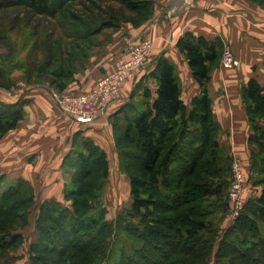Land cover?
Segmentation results:
<instances>
[{
  "label": "trees",
  "instance_id": "1",
  "mask_svg": "<svg viewBox=\"0 0 264 264\" xmlns=\"http://www.w3.org/2000/svg\"><path fill=\"white\" fill-rule=\"evenodd\" d=\"M5 1L52 15L69 0ZM153 1L143 0L144 13L150 14ZM121 3L131 10L136 6L132 0ZM222 47L220 39L192 32L178 40L177 48L200 86L190 108L183 100L175 66L160 57L151 72L158 85L155 98L145 89L147 102L142 109L131 102L133 95L114 115L112 125L123 147L121 155L132 156L135 153L128 148L136 149L141 167L139 174L129 175L133 202L128 215L117 219L121 226L116 231L123 232L119 244L126 264H206L213 255L215 264H264V232L259 226L264 223V83L256 79H250L244 87L243 100L251 126L248 145L252 147L253 184L260 186L261 192L251 198L221 235L209 220L228 207L225 194L230 185L229 162L219 141L221 126L209 93L211 74L221 61ZM60 72L61 78L70 73ZM23 105L0 100V140L23 120ZM64 163L74 171V188L67 189L64 196L72 206L55 199L41 205L36 221L40 236L31 249L34 264H45L46 257L50 258L46 264H92L97 254L104 255L108 241L118 238L117 232L111 238L113 227L107 222L84 218L99 207L105 214L98 192L104 189L102 182L109 175L106 151L78 132ZM5 180L0 174V188ZM34 202V188L23 178L0 193V264H16L11 251L18 249L22 235L12 232V228L19 226L15 221L26 216ZM132 240L139 241L141 249L136 244L131 246ZM146 244L152 250L148 254L142 251Z\"/></svg>",
  "mask_w": 264,
  "mask_h": 264
},
{
  "label": "rangeland",
  "instance_id": "2",
  "mask_svg": "<svg viewBox=\"0 0 264 264\" xmlns=\"http://www.w3.org/2000/svg\"><path fill=\"white\" fill-rule=\"evenodd\" d=\"M121 1L69 0L61 9L50 15L40 14L28 5L21 3L9 5L7 1L0 0V94L3 92L6 95L18 96L35 87L46 89L51 97L53 92L61 97L91 92L102 77L114 71L120 59L127 57L130 47L146 40L141 37L142 33L156 19L155 1L151 4L150 14L144 13L145 9H141L143 0H132L136 3L132 10L126 7L128 4L123 5ZM111 16L114 17L110 18ZM222 46V54L226 47L234 50L233 45L225 46L222 43ZM221 61L219 60L214 69H222ZM64 70L70 73L61 78L60 71L64 72ZM95 81L92 88L85 87L86 84L92 85ZM139 91L141 88L134 91L131 102L142 109L147 101L144 91L142 90L140 95ZM187 105L190 108V103ZM117 138L113 130L114 147L108 156L109 175L106 181L102 182L105 183L104 189L98 192L105 214L102 215L99 207L97 210H90L84 218L91 220V217H95L101 219V223L107 222L110 228L113 227L111 238L116 232L115 237L118 236V238L115 242L110 239L103 252L104 255L100 257L102 253L97 254L99 257H95L92 264H126L120 249L122 245L119 244V238L123 236V232L116 231L118 225L121 226L117 219L128 215L133 202L129 175L139 174L141 167L135 156L136 149L128 148L135 153L132 156L121 155L123 147L120 146V142H117ZM229 145L223 142L222 147L229 162L230 185L235 158L240 163L247 180L243 192L245 204L242 211H244L251 198L259 196L261 192V187L253 184L255 173L252 168V147L248 144L242 147ZM66 167L65 190L34 189V205H31L26 216L15 221V224L19 226H13L12 232L22 235L18 249L11 251L16 264H34L32 260L34 253L31 249L38 243L40 236L36 221L40 216L41 205L46 199L53 196L64 206H72V202L65 200L64 196L67 189L74 188V171ZM230 185L225 194L228 209L215 212L209 219L220 229L219 235L226 231L238 217L234 216L232 211L229 198ZM4 191L6 190H0V193ZM132 221L135 224H141L138 219H132ZM121 222H123L122 219ZM259 226L264 232V223H260ZM98 227L99 225L96 229ZM133 244L141 249L139 241L132 240L130 245L133 246ZM143 246L142 251H146L147 254L152 252L149 245ZM132 254L137 253L132 249ZM46 258V260L50 259ZM69 264H75V262L72 261ZM206 264H215V256L213 255Z\"/></svg>",
  "mask_w": 264,
  "mask_h": 264
},
{
  "label": "crops",
  "instance_id": "3",
  "mask_svg": "<svg viewBox=\"0 0 264 264\" xmlns=\"http://www.w3.org/2000/svg\"><path fill=\"white\" fill-rule=\"evenodd\" d=\"M154 1L156 19L141 36L153 42L152 54L146 65L125 82L121 95L93 124L82 125L66 116L41 87L18 96L0 94L4 103H24L25 111L24 119L0 140V174L6 177L0 190L16 184L19 178L27 180L35 190H65L67 167L64 159L72 151L73 138L78 132L93 140L109 156L114 147V115L133 98L135 90L141 88L140 95L142 90L149 89L155 98L158 85L151 72L160 57L175 66L183 100L191 103L200 92V86L193 78L185 55L177 48L178 40L186 32L207 39L218 38L225 46L233 45L240 66L231 71L214 69L209 93L215 118L221 126L220 143L238 147L248 144L251 126L243 89L250 79L264 83V4L260 3L263 0ZM187 5L188 8H184ZM172 7L176 9L169 14ZM95 83L85 87L90 89ZM51 199L55 197L46 200Z\"/></svg>",
  "mask_w": 264,
  "mask_h": 264
},
{
  "label": "built area",
  "instance_id": "4",
  "mask_svg": "<svg viewBox=\"0 0 264 264\" xmlns=\"http://www.w3.org/2000/svg\"><path fill=\"white\" fill-rule=\"evenodd\" d=\"M154 44L146 39L140 44L130 47L127 57L118 61L111 73L102 77L95 88L86 94H74L65 97L53 92L52 98L61 112L82 125H90L103 115L115 98L121 94L125 82L139 72L149 60ZM239 61L234 51L226 47L222 54L221 67L225 70L236 69ZM245 173L235 158L232 164V180L230 185V202L234 216H239L245 204L243 192L246 188Z\"/></svg>",
  "mask_w": 264,
  "mask_h": 264
},
{
  "label": "water",
  "instance_id": "5",
  "mask_svg": "<svg viewBox=\"0 0 264 264\" xmlns=\"http://www.w3.org/2000/svg\"><path fill=\"white\" fill-rule=\"evenodd\" d=\"M179 1V0H178ZM189 1V0H188ZM187 1H185V3H186ZM184 8H188V5L187 6H184ZM175 9H176V7H172V9L171 10H169V14H172V11H175Z\"/></svg>",
  "mask_w": 264,
  "mask_h": 264
}]
</instances>
